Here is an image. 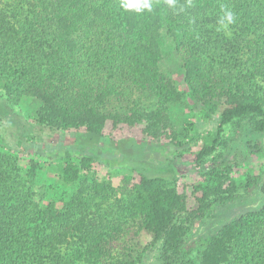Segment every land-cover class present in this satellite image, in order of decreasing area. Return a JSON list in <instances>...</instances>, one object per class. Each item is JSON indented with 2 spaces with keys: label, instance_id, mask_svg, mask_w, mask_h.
<instances>
[{
  "label": "trees",
  "instance_id": "1",
  "mask_svg": "<svg viewBox=\"0 0 264 264\" xmlns=\"http://www.w3.org/2000/svg\"><path fill=\"white\" fill-rule=\"evenodd\" d=\"M163 36L200 106L179 131L169 106L185 94L160 72ZM0 91L8 104L38 102L37 125L73 132L63 154L45 152L62 160L67 188L48 204L33 190L41 167L32 161L22 177L17 157L0 151V264H140L144 235L149 247L160 244V264H264V183L247 175L242 189L254 188L260 207L226 210L225 222L193 242L196 225L240 198L230 178L239 164L224 160L202 174L194 210L176 166L186 155L204 163L221 145L222 127L241 122L251 132L245 154L261 153L264 0H0ZM0 120L11 121L2 103ZM107 125L140 127L135 163L108 154ZM95 164L128 175L115 187Z\"/></svg>",
  "mask_w": 264,
  "mask_h": 264
},
{
  "label": "rangeland",
  "instance_id": "2",
  "mask_svg": "<svg viewBox=\"0 0 264 264\" xmlns=\"http://www.w3.org/2000/svg\"><path fill=\"white\" fill-rule=\"evenodd\" d=\"M162 61L159 64L160 72L164 77L174 80L178 89L185 94V100L182 104L169 106V117L176 131H179L187 122L194 121L195 113L200 109L199 104L194 101L188 92V88L184 83L183 70L181 61L174 50L170 47V41L167 37H162ZM0 103H2L9 112L11 121L0 120V136L6 147L0 146V151L5 148L17 157V166L20 168L22 177L30 170V163L33 161L41 167L38 172L37 179L33 186L36 193V199L42 200L43 204L59 200L66 193L67 188L62 186L59 180V169L63 164L58 157L52 158V155L45 153L47 150L53 153L63 154V150L69 148L73 142V132H50L47 128L37 125L33 118L38 109V102L33 100H24L19 105L8 104L4 98V94L0 91ZM212 126L208 127L211 129ZM104 135L107 136L103 144H107L108 154L114 157L115 162L135 163L136 155L139 154V148L134 141H141L140 127L129 128L127 126H118L112 129L107 125L104 129ZM251 132L245 122L239 125H225L222 127L220 146L214 156L209 157L201 165L195 162L194 156L186 155L181 159L184 165L177 163V174L179 175L178 189L184 191L187 195V208L189 210L196 209L197 205L192 194L193 186L204 182L203 173L211 171L212 166L219 164L224 160H236L238 167L231 173L230 178L237 185V194L240 198L236 203L220 210L216 214V218L208 220L206 224H198L193 229V242H195L201 234L211 232L216 226L225 222V211L230 210L236 213L241 210H254L261 205V196L253 188L248 194L242 189L244 178L251 175L259 178L260 183H264V135L259 137V145L261 153L259 155H246L244 151V141L249 139ZM253 137H255L253 135ZM95 141V140H94ZM166 140H162L165 142ZM115 142V143H113ZM69 144V145H68ZM115 144V145H114ZM86 146L89 155H93L95 144L85 140L81 144ZM152 149H150L151 151ZM193 149L192 151H195ZM6 151V150H5ZM152 152V151H151ZM98 153V151H97ZM105 155L103 157L109 156ZM153 153H149L148 158H154ZM52 159H50V158ZM141 160H138L140 162ZM126 164V163H125ZM96 176L99 179H107L111 177L112 184L116 187L123 183V177L128 172L122 169H108L102 164H95L93 167ZM116 176H112V174ZM134 182H138V176H133ZM151 237L142 236V260L140 264H160V244L149 247ZM145 249V251H144ZM190 257L196 258V249L194 245L189 247Z\"/></svg>",
  "mask_w": 264,
  "mask_h": 264
}]
</instances>
